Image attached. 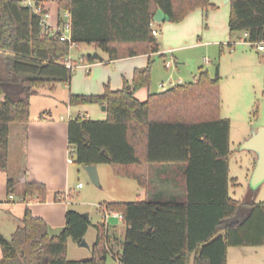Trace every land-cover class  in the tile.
Segmentation results:
<instances>
[{
	"label": "trees",
	"instance_id": "obj_1",
	"mask_svg": "<svg viewBox=\"0 0 264 264\" xmlns=\"http://www.w3.org/2000/svg\"><path fill=\"white\" fill-rule=\"evenodd\" d=\"M58 4L71 14V41L45 28L42 16L21 0H0V171L9 168L12 125L30 121L32 96L46 85L71 80L74 68L67 63L73 43H94L110 60L157 53L160 43L151 24L158 9L179 23L197 8L213 6L211 0ZM229 27L245 31L253 44L264 42V0H230ZM84 58L97 60L93 53ZM220 79L218 65L215 75L201 69L195 80L141 101L135 92L151 81L150 61L136 69L132 85L125 81L122 89L107 87L103 94H71V105H106L108 114L104 120L77 116L69 121L74 162L109 164L116 175L134 178L142 187L151 164L169 165L183 188L145 200L102 203L123 217V246L112 253L108 226L98 223L87 259H69L67 250L69 238L84 239L89 217L68 209L64 231L52 238L48 223L26 207L12 237L0 233V264H106L109 254L120 264H228L229 247L264 245V201L247 203L230 194L236 179L230 177L231 122L221 115ZM7 189L8 195L17 193L14 179ZM47 193L46 184L35 181L23 192L42 202Z\"/></svg>",
	"mask_w": 264,
	"mask_h": 264
},
{
	"label": "crops",
	"instance_id": "obj_2",
	"mask_svg": "<svg viewBox=\"0 0 264 264\" xmlns=\"http://www.w3.org/2000/svg\"><path fill=\"white\" fill-rule=\"evenodd\" d=\"M211 3L213 6L197 8L175 25L169 24L170 21L158 23L153 19L151 25L152 28L158 30L156 36L160 43V51L157 53L110 60L108 54L97 48L94 43H80L72 47V49L76 48V52H72L71 49L69 55V60L75 65L71 80L49 84L38 89V92L31 98L30 121L27 124H13L11 128L9 168L6 172L0 171V217L10 231V237L22 225L26 207L52 227L65 226L67 210L72 208L82 212L79 208H75L76 204L88 202L96 204L97 210L102 214L106 224L108 218L110 219L111 215L106 218L101 209L102 203L112 202L109 200L110 196L104 191L97 192L95 185H89V183L87 186L83 184L80 187L79 183H82L80 179L87 177L82 173V169L85 171L84 166L74 161H68L69 121L77 116L92 120H104L108 116L107 109L103 110L100 104L71 105L69 103L71 94H103L107 87H110L111 90L122 89L125 81L132 85L136 69L146 67L151 61L149 85L143 86L135 92L139 100L145 101L151 93L168 89L160 88L161 83L166 85L168 81L172 87L193 81L201 69H206L200 65L197 71L192 73L193 79L185 81L188 76L180 71L178 57L175 54L182 48L206 49V46L213 44L221 45L222 51L223 45H229L231 50H236L234 46L239 42V44L255 47L258 51L264 52V49H259L256 44L247 40L248 35L245 31L232 32L230 30V2L224 9H220L223 0H211ZM44 4L50 11L49 23L52 27L58 26L61 19L66 20L65 13L67 11L60 10L58 0H44ZM95 52L99 53L102 59L90 61L84 58V55ZM187 56L183 61H189L190 57ZM206 61L210 60L206 58ZM167 62H171V65L167 66ZM217 65L220 75L218 60ZM261 65H264V60H259L257 66ZM44 112L45 114H43ZM42 114L44 118H40ZM101 165L103 164L96 165L98 173ZM111 168L116 177L133 179L137 182L141 194H144V198L138 200L149 199L161 193L175 191L176 188L179 190L183 188V182L176 183L175 167L173 166L151 164L147 169L148 184L145 187L140 186L134 178L116 175L112 166ZM9 178L14 179L17 183V193L14 195H8ZM31 181L46 184L48 193L45 202L23 194L26 183ZM235 184L237 183L231 185ZM56 193L60 194L58 199L55 198ZM75 193L78 194L80 202H73ZM88 231L84 237L87 241ZM70 244V239H68L67 257ZM109 245L113 249L114 243L111 238ZM80 246L82 247L81 244ZM244 247L247 248L239 249ZM120 251L118 249L112 253L117 254ZM2 255L1 249L0 259ZM118 264H120L119 261ZM228 264H264V245L229 247Z\"/></svg>",
	"mask_w": 264,
	"mask_h": 264
},
{
	"label": "rangeland",
	"instance_id": "obj_3",
	"mask_svg": "<svg viewBox=\"0 0 264 264\" xmlns=\"http://www.w3.org/2000/svg\"><path fill=\"white\" fill-rule=\"evenodd\" d=\"M224 7H228V4L223 2L220 9H224ZM168 23L175 25L174 22ZM223 47V51L221 45L213 44L206 46V49L182 48L175 54L178 57L180 71L188 76L185 81L193 79L192 73H195L200 65L208 69L211 75H215L218 60L222 77L220 80L221 115L222 117H228L231 121L230 145L232 155L230 158V176L235 178L237 183L230 186V194L235 199L247 203L263 202L264 182L257 190L250 185L256 155L250 150L243 149L242 144L253 131L264 127V65L257 66L259 60H264V52L258 51L255 47L251 48L245 44H239V42L234 46L236 50H231L229 45H223ZM75 49L73 48L72 52H76ZM187 55L190 57L188 58L189 61H183ZM206 58L210 61L207 62ZM157 59L160 60L159 57ZM169 87H171V83L167 81L165 88ZM82 173L85 177L87 176V179H80L83 184H86V186L88 183L89 185H95L91 182L87 172L82 169ZM98 176L100 184L94 187L99 193L103 191L107 193L111 198L110 201H135L144 198V194H141L135 180L116 177L108 164L100 166ZM73 202H80L77 193L74 194ZM75 208H79L82 211L81 213L90 212L89 219L92 224L88 231V241L86 240L89 246L81 247V242L78 243L69 238L71 244L68 258L87 259L92 256L93 243L97 239L96 225L106 221L103 220V216L97 210L95 203L76 204ZM107 224L110 238L114 243L112 252L118 249L121 250L127 228L124 221L119 216L111 215ZM9 232L7 226L4 225V220L0 217V233L6 238H11ZM1 249L0 246V253ZM106 264H118V259L109 254Z\"/></svg>",
	"mask_w": 264,
	"mask_h": 264
},
{
	"label": "water",
	"instance_id": "obj_4",
	"mask_svg": "<svg viewBox=\"0 0 264 264\" xmlns=\"http://www.w3.org/2000/svg\"><path fill=\"white\" fill-rule=\"evenodd\" d=\"M224 3L230 2V0H223ZM154 21L162 23L165 21H170V17L164 13L162 9H158L154 15ZM93 56L96 59H102V56L95 52ZM106 105H102V109L106 110ZM242 148L250 150L255 153L256 161L254 164L253 171L250 177V185L253 189L257 190L261 184L264 182V127H260L258 130L252 132V134L243 142ZM91 182L95 185L100 184L98 170L96 165H86L84 166ZM249 206V205H247ZM83 216L89 217V213H82ZM65 229V226L52 227L49 226L50 236H59ZM82 246H89L85 239L81 241Z\"/></svg>",
	"mask_w": 264,
	"mask_h": 264
},
{
	"label": "built area",
	"instance_id": "obj_5",
	"mask_svg": "<svg viewBox=\"0 0 264 264\" xmlns=\"http://www.w3.org/2000/svg\"><path fill=\"white\" fill-rule=\"evenodd\" d=\"M21 1H22L23 5L30 7L36 14L42 16V22H43L45 28L51 27L53 33L59 32L62 39L71 41V14H70V12L67 11L65 13V16H66L65 21L61 22L56 27H52L49 23L50 11L47 9L44 2H40V0H21ZM152 32L155 36L158 35V30L156 28H153ZM255 44L257 45V47L259 49H261V50L264 49V42L255 43ZM76 45H77V43H73L72 47H74ZM67 65H68V67H73V68L75 67V65L71 61H68ZM169 65H171V62H167V66H169ZM159 86H160V88L165 89L164 83H161ZM68 161L73 162V158H72L70 153H69ZM79 186L82 187L83 183H79ZM101 209H102V212L106 218H108L110 215H115V216H119L120 219H123L121 214H119L117 212L109 211L103 205L101 206Z\"/></svg>",
	"mask_w": 264,
	"mask_h": 264
}]
</instances>
